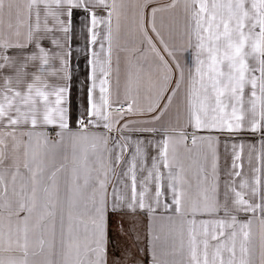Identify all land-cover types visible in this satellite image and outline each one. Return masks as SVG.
I'll list each match as a JSON object with an SVG mask.
<instances>
[{
  "label": "snow or ice",
  "instance_id": "1",
  "mask_svg": "<svg viewBox=\"0 0 264 264\" xmlns=\"http://www.w3.org/2000/svg\"><path fill=\"white\" fill-rule=\"evenodd\" d=\"M178 5H181V0H171L166 7L174 9ZM118 7L117 0H26V31L21 32L17 27L8 37L0 31V165L6 158L8 141L11 142L13 152L22 149L25 157L31 154L34 160V140L37 145L41 142L44 146L52 143L50 134L46 131L49 126L59 129L56 132L59 138L55 141L56 144L60 143L66 134L71 136L74 143L91 140L94 149L98 144L106 148L109 139H112L113 149L108 150V164L91 185L92 240L87 251L94 258L89 264H144L146 256L151 257L150 264H160L151 233L148 244L143 243L138 227L139 217L144 212L153 214L161 207L164 169H169L170 182L167 188L172 195V204L163 205L165 210L171 207L179 214L182 208V193L171 182L175 179L170 171L174 158L169 157L168 136H162L155 144L147 138L137 139L134 142L135 150L125 160L128 144H121L120 141L131 139L122 133L132 122L121 125L120 121L129 113H133L134 108L133 104L129 103L126 109L113 115V104L120 106L121 102H113L106 95L108 89L105 85L109 84L110 72L104 67L105 63L109 67L111 65L112 17L117 13ZM182 7L188 21L193 64L189 67L186 77L180 63L175 60L167 45H164V51L172 56L173 63H169L163 56L160 57L164 69L163 81L167 85L163 92L168 94H161L159 99H166L170 104L183 86L188 123L192 128L236 132L244 129L246 122L247 130L264 135V0H183ZM6 8L9 16L16 10L20 23V6L16 0H0V25L3 23ZM157 11L158 8L152 9L153 18ZM77 22L87 28L93 44L100 36L99 26H104L103 40L108 42V58L100 62L98 54L93 52L97 59L91 61L93 83L88 92L87 107L78 118L77 131L72 132L66 107L67 86L50 81L49 77L65 80L69 78L70 53L65 49ZM9 28H12L11 24ZM143 31L149 45L158 52L152 37L147 35V28ZM151 31L155 32L159 42L164 44L154 23ZM12 36H15V40ZM103 40L100 43L101 50L104 49ZM54 61L59 62L58 68L52 67ZM97 64L100 65L99 71L104 77L100 80L99 102L95 97ZM246 102L250 105L247 109L244 107ZM164 107L166 108L167 104ZM158 108L160 104L153 103L147 111L155 112ZM152 119H159V116ZM93 127H102L107 133L117 131L121 135L118 138L90 135V129ZM137 131L157 130L145 127ZM195 142L196 137L193 136V143ZM232 147L235 150L236 145L233 144ZM149 148L154 149L155 155H150ZM239 160V154L234 153L228 173L230 177L241 175L236 170ZM122 164L124 167L121 169L122 178L119 179V184L123 187L112 185L110 199V177L116 175V169ZM23 168L29 174L31 193L27 194V186H22L21 192L26 198L18 201L15 208L4 199L8 186L4 175L0 174V264H29L30 218L33 213H37L35 227L40 228L46 217L54 215L56 207L54 197L59 194L57 174L63 166L51 171L47 184L43 183L44 167L38 164L33 168L26 161ZM254 171L260 173L261 169L256 168ZM138 172H146L139 182ZM19 173L20 169L16 167L12 172L13 182ZM212 174L216 180L205 189L202 205L193 207V218L189 220L192 225L189 229V264H253L252 252L247 246L250 232L245 230L251 224V219L239 225V233L236 226L240 213L254 217L257 212L260 213V222L264 225V183L261 176L255 175L251 185L247 179L242 180L239 184L240 190L234 179L225 181L221 201L215 157L212 162ZM80 179L81 176L74 172V187L68 189L70 204L80 193ZM88 184L89 179L85 176L84 185ZM152 184L155 185V190L154 194L149 196V186ZM246 189L247 192L244 191ZM39 193L43 194V199L38 196ZM14 194L20 195L15 193V190ZM5 211L7 233L4 231ZM197 213L212 218L199 221L202 228L200 235L203 237L200 240L197 239L195 231ZM113 217L117 220L119 234L115 240L109 238ZM209 225H212L211 232ZM238 235L243 237L239 245V258L236 251ZM13 252L20 253L21 258L3 255ZM224 253H228L227 258ZM69 259V256L65 257V264H69ZM259 264H264V234L261 237Z\"/></svg>",
  "mask_w": 264,
  "mask_h": 264
},
{
  "label": "crops",
  "instance_id": "2",
  "mask_svg": "<svg viewBox=\"0 0 264 264\" xmlns=\"http://www.w3.org/2000/svg\"><path fill=\"white\" fill-rule=\"evenodd\" d=\"M181 5L177 8H168L166 5L171 0H117L119 5L117 13L112 17V49L111 65L104 64V67L110 72L108 76L109 84L105 85L108 89L106 95L110 100L119 101L122 104H133L134 112L129 113L120 121V124L129 123L122 135L130 137L129 141H120L121 144H128L125 154L127 160L135 150L134 142L137 139L147 138L153 144L162 136H168L169 139V157L173 159L170 169L172 177L171 182L182 193V208L177 214L171 207L165 210L164 204H172L171 191L167 188L170 180L168 177L169 169H164V179L161 183L164 185L161 197V207L153 214L144 212L140 215L138 225L143 243L149 242V233L153 237L160 264H189V229L192 225L189 220L192 217L193 207L202 205L205 189L209 188L216 177L212 174V162L214 157L218 164V183L219 199L223 201L224 182L230 179L236 181L238 190L242 180L247 179L251 185L254 176L259 174L264 183V135L261 132H252L245 128L236 132L228 131H206L192 128L188 123V116L184 101L183 86L181 92L173 98L170 104L167 100H160L163 89L167 85L163 81V64L160 57L163 56L169 63H173L172 56L164 51L166 44L168 49L175 56V60L180 63L187 77L189 67L193 64V49L189 47L188 21ZM20 6V23L17 20L16 10L12 15H8L7 8L3 15V23L0 25V31L5 37L14 32L19 27L21 32L27 28L26 0H16ZM147 5V7H145ZM153 8H158L155 17L151 15ZM101 15H104L101 13ZM154 23L157 32L162 37L164 44H161L156 37V33L151 31ZM9 24L12 28H9ZM144 28H147V35L151 36L158 50L154 51L145 38ZM100 36L95 44L91 43V36L87 28L77 22L74 31L70 35L65 51L68 56V75L67 80L57 77H49L50 81L57 82L67 86L66 107L69 113V127L72 132H76L79 125L77 123L79 116L84 112L88 103V92L92 86V63L97 59L93 52L98 54L100 62L108 58V42L103 40L104 26L98 28ZM15 40V36L11 37ZM103 40L104 49L101 50L100 43ZM53 68L59 67V62L54 61ZM100 65L97 64L95 97L99 102L100 80L103 74L99 71ZM62 77V74H61ZM159 103L160 108L155 112H148L149 105ZM167 104L165 108L164 105ZM119 106L113 104V115L118 114L116 108ZM247 109L250 105L245 103ZM154 116L159 119L153 120ZM148 121V123H144ZM153 128L155 132L137 131L142 128ZM46 131L50 134L51 141L47 146L42 142L37 145L33 141L32 151L36 154L33 160L32 155L25 157L23 150L13 152L11 142L8 141V148L5 149V160L0 165V174L4 175L5 183L8 186V193L4 197L15 208L18 201L26 198L21 192L22 186H27L25 192L30 195L31 182L29 174L23 168L27 161L33 168L39 164L44 167L43 183L47 184V177L51 171L63 166L57 174V183L59 186L58 197L54 215L46 217L40 228L35 225L38 220V214L33 213L29 221V264H65V257L69 256V264H89L94 257L87 251L92 240L91 225V185L95 178L100 175L108 164L109 151L113 149V140L109 139L107 147L97 145L94 149L92 141L73 142L70 135L66 134L63 140L56 144L59 138L56 136L58 128L49 126ZM90 135L110 136L118 138L121 133L113 131L107 133L102 127H93L90 129ZM193 136L196 142L193 143ZM191 139V141H190ZM233 144L236 145L235 150ZM118 151V149H117ZM150 155H155L152 148L148 149ZM234 153L239 154L240 160L237 161L239 167L236 169L241 173L239 177H230L231 163ZM42 161V163H41ZM150 167V160L148 161ZM19 167L20 173L15 182L12 181V172ZM122 164L116 169V175L111 176V183L108 187L109 198L111 199L112 185L122 188L119 184ZM260 168V173H255L254 169ZM78 173L81 176L79 181L80 193L75 196L72 203H69L68 189L74 187L73 174ZM145 173H139L137 180L141 179ZM89 179L88 186L84 185V177ZM207 177V178H205ZM149 196L154 194L155 185L149 186ZM15 193H20L16 195ZM139 190V186H138ZM247 192L248 190H244ZM38 196L43 199V194ZM246 198H248L246 196ZM23 215V214H22ZM223 216V213L220 214ZM5 233L8 231L7 211L4 212ZM15 221V217L12 218ZM201 219H212L206 215H196L197 224L195 231L197 239H203L200 233L202 228L199 221ZM251 219V224L246 231L250 232L247 246L252 252L253 264H259L260 243L262 234H264V225L260 222V213L253 217L251 214L240 213L236 230L239 233V225ZM15 230V224H13ZM209 231H212V225H209ZM117 220L112 218L110 223L109 238L115 240L118 237ZM122 239V237H121ZM243 237H237V258L240 256L239 245ZM43 241V243H41ZM214 244L215 241H210ZM111 256V247H110ZM210 258H211V251ZM35 253V255H33ZM3 255H13L21 258L18 252L3 253ZM227 258L228 253H224ZM151 257H144V264H150Z\"/></svg>",
  "mask_w": 264,
  "mask_h": 264
},
{
  "label": "built area",
  "instance_id": "3",
  "mask_svg": "<svg viewBox=\"0 0 264 264\" xmlns=\"http://www.w3.org/2000/svg\"><path fill=\"white\" fill-rule=\"evenodd\" d=\"M128 106V104H122L120 105L118 108H116V112H119V111H123L124 109H126ZM191 141V139H190Z\"/></svg>",
  "mask_w": 264,
  "mask_h": 264
}]
</instances>
